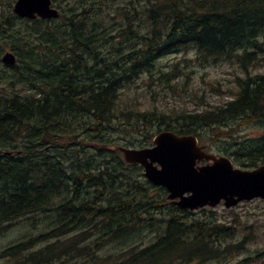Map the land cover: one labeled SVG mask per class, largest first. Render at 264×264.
<instances>
[{
  "label": "trees",
  "instance_id": "trees-1",
  "mask_svg": "<svg viewBox=\"0 0 264 264\" xmlns=\"http://www.w3.org/2000/svg\"><path fill=\"white\" fill-rule=\"evenodd\" d=\"M53 1L65 5L67 0ZM108 1L81 0L69 11L64 7L68 13L59 22L33 23L9 41L18 66H0L5 84L0 88V240L36 215L43 216V226L0 247V264H75L82 255L89 263L105 264L108 259L99 261L96 252L110 243L125 245L113 264L227 263L225 254L245 250L246 243H229L237 235L216 218L217 212L192 213L166 203L163 212L145 190L141 197L144 186L138 183L131 197L132 188H125L130 166L107 162L114 154L107 149L115 145L114 133H136L138 126L147 145L163 130L200 137L199 128L228 126L231 131V123L238 122L262 134L235 149L236 161L245 158V168L264 164V72L252 71L264 62V0H122L115 8L117 0ZM104 9L107 22L99 14ZM122 23L118 37L107 35V28ZM189 46L208 64L238 68L228 82L235 88L227 93L232 100L193 113L122 112L121 97L138 78L152 74L161 57ZM93 237L94 245L86 244ZM258 261L264 262V252L242 262Z\"/></svg>",
  "mask_w": 264,
  "mask_h": 264
},
{
  "label": "rangeland",
  "instance_id": "rangeland-1",
  "mask_svg": "<svg viewBox=\"0 0 264 264\" xmlns=\"http://www.w3.org/2000/svg\"><path fill=\"white\" fill-rule=\"evenodd\" d=\"M105 1L109 3L108 0ZM70 2L74 7L75 5L79 6L81 0H70ZM123 4L122 0H117L114 2L113 8ZM0 5L2 7V21L7 20L8 18L14 20L13 24H11L12 30H9L5 37L0 39V52H2L3 50H9L8 47L10 45L9 41L11 40V36L8 35H14L17 37L24 33L26 34L30 24H27L25 20H20L16 17L14 18L5 2L0 1ZM70 7L69 4L66 5V10L69 11ZM63 13H65L64 9ZM106 13V9L99 11L102 20H109ZM109 14L117 18L114 13L109 12ZM3 25L6 26V23L3 22ZM161 62L163 64L162 71L167 73V75H142L135 81L134 85L129 90L123 93L121 101L119 102L121 106L120 108L124 109L122 112H126L128 108L133 110H137L138 108H155L160 112L170 114L193 113L195 111H204L208 109V107H217L224 101L227 102L231 100V96L227 93L228 91L234 92L235 88H229L230 83H228V81L230 78L234 77L232 72L235 71V68L228 63L209 67L207 65L202 66L195 63L191 57H186V55L165 57ZM254 71L259 73L264 72V62L256 63ZM4 85L5 84H2L0 88L5 87ZM114 125L115 127H120L118 123H114ZM230 126H232L231 131L228 130V126H222L203 129L199 128L197 129V132L202 133L203 141L201 143L205 145L206 148H209L208 150H210V152L214 154H225L224 151H227L234 166L246 170V168H244L245 166L243 167V164H247L245 158L242 157L244 162L236 161L237 159L234 154L235 149H239L240 145L247 142L248 139L260 136L262 134L260 133L261 130H257L252 126L241 127L238 122L231 123ZM113 137L116 138L115 144L118 146L128 144L127 146L129 148H142L151 145V143L144 145L143 133L139 126L136 133L125 134L119 132L118 134L114 133ZM109 159L114 163L123 162L121 153L114 152L113 156L109 154L106 157V160L108 161ZM257 164L261 165V162L259 161ZM129 174L131 178L128 177ZM125 180V188H132V190H130L131 197L135 196L136 184L143 185L144 188L140 193L141 197L143 190H145V193L149 198H152L163 205L161 206V210L165 212L164 207L167 206L166 204L169 205V202L166 199V193L163 189L148 184L142 176V169L140 167H130ZM213 210H216L217 212L216 218L223 224L226 223L232 227L237 235L236 238L230 239L229 243L238 244L239 241L243 240L246 243L245 250H236L232 253L225 254V256L230 259H226L227 263L223 261L221 264H245L242 262L243 260L264 252V202L253 201L243 203L238 205L235 211L226 210L222 204H220ZM159 215L160 213L158 212V216ZM33 223H35V225L32 228L31 224ZM42 226L43 216L39 217V215H36L28 221L22 220L20 221V224L14 225L9 232H5L1 236L0 247L13 245L19 240H22L23 235H26L25 233L27 232H39ZM34 228L38 229L34 231ZM152 236L153 234L148 235L147 240H150L149 238ZM95 239V237L89 239L86 244H91L93 246L94 243L92 242ZM43 245L44 243L37 244L34 251H37ZM123 247H125V245H119V243L106 244L96 252V257L99 261L108 259V262L105 264H113V262L116 261V257L123 252V250H121ZM88 261V257L82 255L78 257L75 264H93V262L89 263ZM202 264L219 263L208 261ZM250 264H264V262L258 261Z\"/></svg>",
  "mask_w": 264,
  "mask_h": 264
},
{
  "label": "water",
  "instance_id": "water-1",
  "mask_svg": "<svg viewBox=\"0 0 264 264\" xmlns=\"http://www.w3.org/2000/svg\"><path fill=\"white\" fill-rule=\"evenodd\" d=\"M50 5V0H17L13 12L29 19L34 18V14L56 18L57 12L51 10ZM2 62L13 65L15 59L7 53ZM153 144L152 148L121 151L127 163L143 166L147 180L164 187L169 193L168 200L179 209L214 208L222 200L226 208L242 200H264V166L251 172L233 169L229 160L203 153L192 136L178 137L171 132H161ZM203 159L213 164L195 168V162Z\"/></svg>",
  "mask_w": 264,
  "mask_h": 264
},
{
  "label": "bare ground",
  "instance_id": "bare-ground-1",
  "mask_svg": "<svg viewBox=\"0 0 264 264\" xmlns=\"http://www.w3.org/2000/svg\"><path fill=\"white\" fill-rule=\"evenodd\" d=\"M160 18H161V17H160ZM35 25H36V24H35ZM159 25H160V24H159ZM14 26H15V25H14ZM41 26H42V25H41ZM25 28H26V27H25ZM40 30H41V29H40ZM34 31H35V30H34ZM179 31H180V30H179ZM39 33H41V32H39ZM174 33H175V31H174ZM201 33H202V32H201ZM14 34H15V33H14ZM34 34H35V33H34ZM11 38H12V37H11ZM41 38H42V37H41ZM49 38H50V37H49ZM77 39H78V38H77ZM39 41H40V40H39ZM79 41H80V40H79ZM80 42H81V41H80ZM15 43H16V42H15ZM81 43H82V42H81ZM86 43H87V42H86ZM74 44H75V43H73V45H74ZM77 44H78V43H77ZM77 44H76V45H77ZM84 44H85V42H84ZM20 45H21V44H20ZM22 45H23V44H22ZM81 45H83V44H81ZM17 46H18V45H17ZM83 46H84V45H83ZM19 47H20V46H19ZM82 48H83V47H82ZM18 50H19V49H18ZM35 50H36V48H35ZM79 50H80V48H79ZM83 50H84V49H83ZM38 51H39V50H38ZM84 52H85V51H84ZM20 53H22V52H20ZM76 56H77V55H76ZM76 58H77V57H76ZM74 60H75V59H74ZM77 61H78V59H77ZM104 61H105V59H104ZM77 64H78V63H77ZM63 67H64V66H63ZM63 67H62V68H63ZM93 67H94V66H93ZM1 68H2V67H1ZM88 68H89V67H88ZM101 68H102V67H101ZM74 70H75V69H74ZM85 70H86V69H85ZM9 71H10V70H9ZM74 72H75V71H74ZM89 72H90V71H89ZM54 73H55V72H54ZM121 73H122V72H121ZM60 74H61V73H60ZM109 74H110V73H109ZM42 75H43V74H42ZM53 75H54V74H53ZM57 75H58V74H57ZM113 75H114V74H113ZM118 75H119V74H118ZM0 76H1V75H0ZM43 76H47V75H43ZM49 76H50V75H49ZM59 76H60V75H59ZM79 76H80V75H78V77H79ZM41 77H42V76H41ZM50 77H51V76H50ZM52 77H53V76H52ZM84 77H85V76H84ZM84 77H83V78H84ZM99 77H100V76H99ZM8 78H9V77H8ZM10 78H12V77H10ZM10 78H9V79H10ZM43 78H44V77H43ZM55 78H57V77H55ZM59 78H60V77H59ZM87 78H88V77H87ZM13 79H14V78H13ZM13 79H12V80H13ZM38 79H39V77H38ZM40 79H41V78H40ZM62 79H63V78H62ZM79 79H80V78H79ZM81 79H82V77H81ZM85 79H86V78H85ZM49 80H51V79H49ZM52 80H54V78H53ZM59 80H60V79H58V81H59ZM44 81H45V80H44ZM61 81H62V80H61ZM126 81H127V80H126ZM34 82H35V81H34ZM34 82H33V83H34ZM39 82H40V83L42 82V84H43V81H40V80H39ZM47 82H51V81H47ZM52 82H53V81H52ZM52 82H51V83H52ZM54 82H55V80H54ZM84 82H85V81H84ZM44 83H45V82H44ZM55 83H56V82H55ZM58 83H59V82H58ZM58 83H57V85H58ZM85 83H86V82H85ZM0 84H1V83H0ZM38 84H39V83H38ZM59 84H60V86H61V82H60ZM6 85H7V84H6ZM27 85H28V84H27ZM63 85H64V84H63ZM96 85H97V84H96ZM14 86H15V85H14ZM29 86H30V84H29ZM37 86H38V85H37ZM45 86H46V84H45ZM50 86H51V85H50ZM42 87H44V85H42ZM47 87H48V86H47ZM62 87H63V86H61V89H62ZM35 88H37V87H35ZM73 88H75V87H73ZM31 89H32V87H31ZM37 89H39V88H37ZM37 89H36V90H37ZM46 89H50L49 91H46V93H47V92H50L52 88H46ZM53 89H55V88H53ZM57 89H58V88H57ZM63 89H64V88H63ZM95 89H96V88H95ZM29 91H31V90L29 89ZM37 91H38V90H37ZM44 91H45V90H44ZM55 91H56V90H54V92H55ZM67 91H70V89L67 90ZM31 92H32V91H31ZM51 92H52V91H51ZM56 92H57V91H56ZM74 92H75V91H74ZM33 93H34V92H33ZM37 93H38V92H37ZM41 93H42V92H41ZM52 93H53V92H52ZM59 93H60V91H59ZM44 94H45V93H44ZM47 94H48V93H47ZM60 94H61V93H60ZM29 95H30V94H29ZM31 95H32V93H31ZM34 95H35V94H34ZM88 95H89V94H88ZM20 96H21V95H20ZM54 96H55V95H54ZM59 96H60V95H59ZM33 97H34V96H33ZM35 98H37V97H35ZM38 98H39V97H38ZM58 101H59V100H58ZM48 103H49V102H48ZM80 109H81V108H80ZM247 112H248V111H247ZM47 114H48V113H47ZM228 114H229V113H228ZM52 117H53V116H52ZM65 117H66V116H65ZM49 118H50V117H49ZM125 118H126V117H125ZM51 119H52V118H51ZM58 120H59V119H58ZM114 120H115V119H114ZM77 121H78V120H77ZM97 121H98V120H97ZM54 122H55V121H54ZM154 122H155V121H154ZM91 123H92V122H91ZM136 123H137V122H136ZM58 124H59V123H58ZM95 124H96V123H95ZM215 124H216V123H215ZM77 125H78V124H77ZM132 125H133V124H132ZM55 127H56V126H55ZM57 127H58V126H57ZM79 127H80V126H79ZM82 127H83V126H82ZM84 127H85V126H84ZM51 128H52V127H51ZM59 128H60V127H59ZM72 128H73V127H72ZM258 128H259V127H258ZM127 129H128V128H127ZM117 134H118V133H117ZM55 136H56V135H55ZM63 136H64V135H63ZM63 136H62V137H63ZM57 137H58V136H57ZM58 138H59V137H58ZM92 138H93V137H92ZM227 138H228V137H227ZM60 139H61V136H60ZM115 139H116V138H115ZM53 140H54V139H53ZM55 140H57V139H55ZM55 140H54V141H55ZM129 140H130V139H129ZM62 142H63V141H62ZM51 143H52V142H51ZM58 143H59V142H58ZM126 143H127V142H126ZM36 144H37V142L34 143V144H31V145H30V148L33 149V147H34ZM54 144H55V143H54ZM56 144H57V143H56ZM58 145H59V144H58ZM245 145H246V144H245ZM36 148H37V147H36ZM42 149H43V148H42ZM43 151H44V150H43ZM9 153H10V152H9ZM70 153H71V152H70ZM75 153H77V151H76ZM41 154H42V153H41ZM67 155H68V154H67ZM72 155H73V154H72ZM76 155H77V154H76ZM43 156H44V155H43ZM69 156H70V155H69ZM37 157H38V156H37ZM70 157H71V156H70ZM78 157H79V156H78ZM60 158H61V157H60ZM76 158H77V157H76ZM103 158H104V157H103ZM80 159H81V158H80ZM107 159H108V158H107ZM76 160H77V159H76ZM62 161H63V160H62ZM82 161H83V160H82ZM82 161H80V162H82ZM110 161H111V160H110ZM263 161H264V160H263ZM53 162H54V161H53ZM74 162H75V161H74ZM77 162H78V161H77ZM80 162H78V163H79V164H83V163H80ZM101 162H102V161H101ZM107 162H108V161H107ZM60 163H61V162H60ZM68 164H69V163H68ZM102 164H104V163H102ZM111 164H112V163H111ZM113 164H114V163H113ZM53 165H54V164H53ZM61 165H62V164H61ZM107 165H108V164H107ZM257 165H258V164H257ZM64 166H65V165H64ZM108 166H109V165H108ZM57 167H58V166H57ZM59 167H60V166H59ZM103 167H104V166H103ZM111 167H112V166H109V168H111ZM113 167H114V166H113ZM116 167H117V166H116ZM66 168H67V167H66ZM58 170H59V169H58ZM74 170H75V168H74ZM102 170H103V169H102ZM63 171H64V170H63ZM79 172H80V171H79ZM123 172H124V171H123ZM115 173H116V172H115ZM61 174H62V173H61ZM74 174H76V172H75ZM74 174H73V175H74ZM68 176H69V175H68ZM77 176H78V175H77ZM66 178H67V177H66ZM71 179H72V178H71ZM78 179H80L79 176H78ZM65 181H66V180H65ZM84 181H85V179H84ZM77 182H78V181H77ZM81 182H82V181H81ZM86 182H87V181H86ZM86 182H85V183H86ZM122 182H123V181H122ZM92 184H93V183H92ZM83 185H85V184H83ZM83 185H82V187H83ZM110 185H111V184H110ZM116 187H117V186H116ZM87 188H88V187H87ZM103 188H105V187H103ZM91 189H92V188H91ZM107 189H108V188H107ZM129 189H130V188H129ZM96 190H97V188H96ZM100 190H101V189H100ZM104 190H105V189H104ZM130 190H131V189H130ZM93 191H94V190H93ZM86 192H87V191H86ZM97 192H98V191H97ZM87 193H88V192H87ZM99 193H100V192H99ZM99 193H98V194H99ZM101 193H102V192H101ZM90 194H91V193H90ZM102 194H103V193H102ZM99 195H100V194H99ZM131 195H132V194H131ZM124 196H125V195H124ZM88 197H89V196H88ZM0 198H1V197H0ZM70 198H71V197H70ZM86 198H87V196H86ZM89 198H90V197H89ZM95 198H96V196H95ZM100 198H101V197H100ZM128 198H129V197H128ZM83 199H84V198H83ZM98 199H99V198H98ZM102 199H104V198L102 197ZM75 200H76V199H75ZM99 200H100V199H99ZM91 201H92V200H91ZM86 202H87V201H86ZM92 202H94V200H93ZM66 203H67V202H66ZM66 203H65V204H66ZM69 203H70V202H69ZM77 203H79V202H77ZM77 203H76V204H77ZM81 203H82V202H81ZM87 203H88V202H87ZM98 203H99V202H98ZM100 203H101V202H100ZM71 204H72V203H71ZM90 204H93V203H90ZM127 204H128V203H127ZM62 205H63V204H62ZM68 205H69V204H68ZM77 205H78V204H77ZM96 205H97V204H96ZM100 205H101V204H100ZM63 206H64V205H63ZM80 206H81V205H80ZM80 206H79V207H80ZM92 207H93V206H92ZM59 208H60V206H59ZM66 208H67V207H66ZM56 209H57V208H56ZM56 209H55V210H56ZM60 209H61V208H60ZM63 209H64V208H63ZM58 210H59V209H58ZM65 210H66V209H65ZM72 211H73V210H72ZM46 213H47V212H46ZM56 214H57V213H56ZM58 214H59V213H58ZM60 214H61V213H60ZM58 216H59V215H58ZM60 216H61V215H60ZM62 216H63V215H62ZM65 216H66V215H64V217H65ZM57 218H58V217H57ZM65 220H66V218H65ZM65 220H64V221H65ZM68 220H69V219H68ZM68 220H67V221H68ZM64 221H63V222H64ZM70 221H72V220L70 219ZM70 221H69V222H70ZM72 222H73V221H72ZM54 224H55V223H54ZM54 226H55V225H54ZM84 227H85V226H84ZM0 228H1V227H0ZM2 228H4V227H2ZM65 228H66V227H65ZM0 230H2V229H0ZM3 230H4V229H3ZM5 231H6V230H5ZM108 232H109V230H108ZM2 234H3V233H2ZM83 234H84V233H83ZM40 235H42V234H40ZM48 236H49V235H48ZM84 236H85V235H84ZM90 236H91V235H90ZM99 236H100V235H99ZM4 237H5V236H4ZM88 237H89V236H88ZM101 238H103V237H101ZM33 242H34V241H33ZM38 242H39V241H38ZM56 242H57V241H56ZM154 243H155V242H154ZM45 248H46V247H45ZM44 250H45V249H44ZM39 252H40V251H39ZM29 255H30V254H29Z\"/></svg>",
  "mask_w": 264,
  "mask_h": 264
},
{
  "label": "flooded vegetation",
  "instance_id": "flooded-vegetation-1",
  "mask_svg": "<svg viewBox=\"0 0 264 264\" xmlns=\"http://www.w3.org/2000/svg\"><path fill=\"white\" fill-rule=\"evenodd\" d=\"M6 1L9 2L10 5H12V3L14 2V0H10V1H9V0H6ZM10 5H9V6H10Z\"/></svg>",
  "mask_w": 264,
  "mask_h": 264
}]
</instances>
